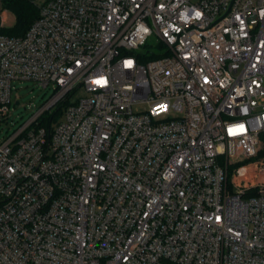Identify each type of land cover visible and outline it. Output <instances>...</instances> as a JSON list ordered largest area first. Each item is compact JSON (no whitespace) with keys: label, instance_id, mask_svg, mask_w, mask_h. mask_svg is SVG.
<instances>
[{"label":"built area","instance_id":"1","mask_svg":"<svg viewBox=\"0 0 264 264\" xmlns=\"http://www.w3.org/2000/svg\"><path fill=\"white\" fill-rule=\"evenodd\" d=\"M30 1L0 111L54 90L0 141V264H264V0Z\"/></svg>","mask_w":264,"mask_h":264},{"label":"rangeland","instance_id":"2","mask_svg":"<svg viewBox=\"0 0 264 264\" xmlns=\"http://www.w3.org/2000/svg\"><path fill=\"white\" fill-rule=\"evenodd\" d=\"M0 15L4 16L5 20L2 27L15 24V14L8 9H3L2 4H0ZM156 44V37H151L150 40L142 46V50L154 51L156 49ZM14 84L16 88L13 89L10 111L7 114H3L0 111V141L28 120L30 116L51 97L54 90L52 86L44 88L31 80L15 81ZM82 95H88V92L85 91V89H79L74 94V97ZM17 100H19L18 104L15 103ZM146 106L147 104H142L135 106V108L142 109ZM252 160L253 159L247 158V160L241 162V164L249 161L251 162Z\"/></svg>","mask_w":264,"mask_h":264},{"label":"trees","instance_id":"3","mask_svg":"<svg viewBox=\"0 0 264 264\" xmlns=\"http://www.w3.org/2000/svg\"><path fill=\"white\" fill-rule=\"evenodd\" d=\"M1 4L3 9H8L15 14L16 22L11 26L1 27L0 33L13 35L24 34L38 15L37 5L30 0H2ZM157 56L159 55L151 51L146 54L145 58L149 59ZM64 104V101H59L57 108L53 113L42 116V122H49L50 119L57 120L62 113V107ZM261 137L263 139V144L259 155H264V132L261 134Z\"/></svg>","mask_w":264,"mask_h":264},{"label":"bare ground","instance_id":"4","mask_svg":"<svg viewBox=\"0 0 264 264\" xmlns=\"http://www.w3.org/2000/svg\"><path fill=\"white\" fill-rule=\"evenodd\" d=\"M233 183L236 187L254 185L253 183H255V177L249 175L247 177L244 175L236 176L233 180Z\"/></svg>","mask_w":264,"mask_h":264},{"label":"water","instance_id":"5","mask_svg":"<svg viewBox=\"0 0 264 264\" xmlns=\"http://www.w3.org/2000/svg\"><path fill=\"white\" fill-rule=\"evenodd\" d=\"M15 103L18 104L19 103V100H17Z\"/></svg>","mask_w":264,"mask_h":264}]
</instances>
